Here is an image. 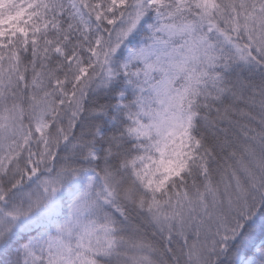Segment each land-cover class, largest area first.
<instances>
[{"label":"snow or ice","instance_id":"1","mask_svg":"<svg viewBox=\"0 0 264 264\" xmlns=\"http://www.w3.org/2000/svg\"><path fill=\"white\" fill-rule=\"evenodd\" d=\"M0 264H264V0H0Z\"/></svg>","mask_w":264,"mask_h":264}]
</instances>
